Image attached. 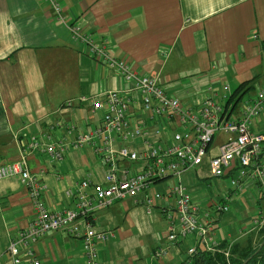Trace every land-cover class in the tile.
<instances>
[{
  "label": "crops",
  "instance_id": "crops-1",
  "mask_svg": "<svg viewBox=\"0 0 264 264\" xmlns=\"http://www.w3.org/2000/svg\"><path fill=\"white\" fill-rule=\"evenodd\" d=\"M57 1L62 5L64 22L54 18L48 0H0V164L20 158L21 148L34 136H44L48 144L64 147L61 160L50 159L38 148L26 155L29 171L46 185L41 199L51 210L76 207L74 197L64 195L66 188L75 187L87 176L102 180L105 169L93 148L86 143L75 147L74 143L102 125L101 111L91 108V99L105 98L109 90L124 87L115 71L71 39L67 25L80 24L82 31L96 40L107 38L114 57L130 64L139 75L157 80L166 93L178 97L188 108L198 107L215 93L222 96L221 88L229 87V78L240 83L264 82V0ZM232 91L229 87L226 95ZM252 126L264 133V114ZM225 135L217 144L213 138L212 154L228 137ZM207 160L197 168L205 172L200 175L203 179L210 176ZM135 167L142 165L128 160L118 163L119 169ZM228 175L223 177L229 180ZM161 194L153 208L145 207V213L156 209L167 230L168 212L172 210L174 219L177 213L173 197ZM224 195L230 205L248 200L255 206L260 203L253 182L245 183L242 191L227 188ZM137 198L145 204L143 194ZM137 198L110 205L119 202L124 206L126 199L136 205ZM206 205L214 213L210 210L213 201ZM99 209L92 211L90 218L96 229L106 230L97 214ZM137 209L133 206L129 212L134 220ZM257 211L256 207L250 218L252 227L247 229L242 223V227L225 225L218 231L217 217H211L214 237L219 242L243 241L257 229L253 224ZM34 215L29 189L19 176L0 179V264H10L8 244ZM232 218L228 216L225 223ZM111 230L107 240L97 243V264H193L187 249L194 245L196 251L206 250L193 235L177 242L166 238L163 244L155 235L154 242L150 239L140 245L118 226ZM166 243L168 248H162ZM34 247L42 264H85L82 240L66 232H47ZM157 249L166 253L155 259ZM22 264L30 263L24 260Z\"/></svg>",
  "mask_w": 264,
  "mask_h": 264
},
{
  "label": "built area",
  "instance_id": "built-area-1",
  "mask_svg": "<svg viewBox=\"0 0 264 264\" xmlns=\"http://www.w3.org/2000/svg\"><path fill=\"white\" fill-rule=\"evenodd\" d=\"M48 1L54 18L64 22L60 2ZM67 28L71 39L80 43L86 54L115 71L124 83L122 88L109 90L105 98L91 99V108L101 111L102 125L74 143L75 147L84 143L92 147L105 171L101 181L87 176L75 187L64 190L66 197H74L75 208L51 210L41 199L46 185L29 171L26 155L38 148L50 159L61 160L64 147L48 144L44 136H34L21 148L20 158L0 164V179L19 176L20 182L29 189L35 211L31 221L18 229L8 244L10 264H22L24 260L42 264L36 256L35 243L47 232L56 230L80 238L85 264H97V243L107 240L110 233L96 229L90 213L116 200L136 199L139 194H143L145 206L152 208L162 194H150V187L155 180L167 176L177 178L167 192L174 199L177 213L174 219L170 215L172 210L168 212V240L177 242L193 235L195 242L215 252L220 242L213 234L211 217L214 213L195 203L180 178L190 169L202 166L207 158L211 177L231 173L229 187L236 191H242L245 183L253 182L260 189L264 202V133L252 126L264 114V89L241 102L234 112L229 111L230 107L225 108L227 85L221 88L222 96H215V93L207 96L198 107L188 108L178 97L166 93L157 80L139 75L130 64L114 57L107 38L96 40L91 33L82 31L80 24L71 23ZM217 132L228 137L212 154L210 144ZM120 160L142 167L119 169ZM226 200L224 195L221 202L215 200L213 204L216 209L227 211ZM253 224L257 229L264 224V206L258 209ZM223 250L227 257L228 248ZM195 252L194 245L187 249L189 256ZM154 253L157 259L166 251L157 249Z\"/></svg>",
  "mask_w": 264,
  "mask_h": 264
},
{
  "label": "rangeland",
  "instance_id": "rangeland-1",
  "mask_svg": "<svg viewBox=\"0 0 264 264\" xmlns=\"http://www.w3.org/2000/svg\"><path fill=\"white\" fill-rule=\"evenodd\" d=\"M237 78H229L228 79V85L230 87V90H234L236 86L240 83V81H236ZM251 89L248 90L241 98V102L246 100L249 95H251L253 92L258 91L260 89H264V82L262 83H255L251 82ZM241 102L238 103L237 107L241 106ZM226 137V135L222 132H217L214 136V143H218L219 140H222ZM214 146V145H213ZM205 174L199 172L197 168L190 169L186 173H184L182 178V184L187 187L190 195L194 197L195 201L200 205V208L208 211L209 207H207L208 201H219L221 202L220 196H223L226 189L229 187V180L226 177H211L207 176L206 178H200V175ZM177 182V178L171 177L162 181H158L157 183L153 184L150 187V194H153L155 192L160 193H167L168 187H170L173 183ZM259 190V197H260V203L255 206L254 204H251L249 200L246 201H240L239 203L235 205H230L228 202L229 210L227 212H215V206L210 209L211 212H214L215 214L212 215V217H217L215 223L217 225V230L220 227L221 230L224 228L225 225H228L229 227L235 226L236 228L239 227V225L242 227V223L244 225V228H250L252 227L251 223V216L254 213L253 211L256 210V207L260 209L262 206H264L263 198H261V192ZM258 195V193H257ZM134 200V199H133ZM138 204L133 205L132 199H126L122 202L125 203L124 206H121L119 202L110 205V206H104L99 209L97 212L98 215H101V220H103V223L106 224L105 229L107 231H112L111 229H115V227L121 228L124 233L128 236V238L132 239L133 241L139 242V244H144V242H147L148 240L155 241V235L159 238V243L163 244L165 240H167V230H166V223L165 220L160 221L158 211L156 209L151 214L145 213V204L141 201L140 198H137ZM135 201V200H134ZM215 201V202H216ZM137 206L138 209L136 210V218L135 220L129 216V212L131 207ZM125 207V209H124ZM153 208V207H152ZM126 211V212H125ZM125 212V213H124ZM210 213V211H208ZM216 213L220 215H216ZM233 216L232 222L225 223V220L228 216ZM222 216V219H220ZM219 231V230H218ZM162 248L167 249V243L164 246H161ZM164 249V250H165ZM178 263V262H176Z\"/></svg>",
  "mask_w": 264,
  "mask_h": 264
},
{
  "label": "trees",
  "instance_id": "trees-1",
  "mask_svg": "<svg viewBox=\"0 0 264 264\" xmlns=\"http://www.w3.org/2000/svg\"><path fill=\"white\" fill-rule=\"evenodd\" d=\"M251 82L252 80H246L238 84L225 101V108L230 107L229 111L234 112L238 103L241 102L242 96L251 89ZM230 174L231 173L228 175L229 178L231 176ZM222 177L223 176L219 178ZM168 178H171V176L164 177L158 181ZM158 181L155 180L153 184ZM217 211L223 212L218 209ZM229 243H231V245ZM219 246V250L217 249L215 252L206 250L196 251V253L193 254V264H264V224L255 231L249 232L246 238L241 242L222 241ZM225 247L229 250V255L227 257L223 250Z\"/></svg>",
  "mask_w": 264,
  "mask_h": 264
}]
</instances>
